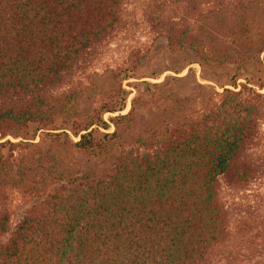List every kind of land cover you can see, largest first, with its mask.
<instances>
[{"label": "trees", "instance_id": "1", "mask_svg": "<svg viewBox=\"0 0 264 264\" xmlns=\"http://www.w3.org/2000/svg\"><path fill=\"white\" fill-rule=\"evenodd\" d=\"M181 1L183 14L158 13L151 26L171 51L191 50L203 77H224L223 90L196 81L182 92L189 73L146 83L150 98L128 83L136 93L123 113L129 70H113L104 90L75 79L121 23L124 0H0V135L43 130L49 145L36 159H2L17 144L0 142V264H225L214 257L230 236L221 180L242 185L261 168L248 150L264 104L251 86L264 88V18L258 1L239 0L227 28L211 30L201 13L194 29L200 5L222 0ZM160 105L139 123V109ZM77 154L92 157L81 175L63 161ZM8 185L44 195L13 228Z\"/></svg>", "mask_w": 264, "mask_h": 264}, {"label": "rangeland", "instance_id": "2", "mask_svg": "<svg viewBox=\"0 0 264 264\" xmlns=\"http://www.w3.org/2000/svg\"><path fill=\"white\" fill-rule=\"evenodd\" d=\"M248 1V0H242ZM253 11L257 17L264 18V0H253ZM239 0H222L220 3H205L200 8L194 19L190 20V25L194 29L202 22V16L207 22H214L211 30L220 32L227 28L236 18L240 16L242 10L239 7ZM187 10L185 4L180 0H124L122 6V20L116 29L109 35L99 46L95 59L87 67L85 73L79 74L75 83H93L100 89L110 87L111 72L126 68L129 70L131 78L123 81V85L131 91L128 98L127 108L123 113H127L131 106V99L134 97L136 90L128 83L139 85L142 96L150 98L154 89L150 92L145 90L149 85L146 83L161 82L167 75L184 76L189 73V79L180 83L181 91H196V81L204 85H212L217 91H222L224 87V77L214 75L209 71V78L203 77L201 66L196 62L199 58L191 50L171 51L167 45V39L164 34L157 32L151 26L150 17L163 13L166 19H177L176 16L183 14ZM216 12L217 14H213ZM212 13V14H210ZM202 18V19H201ZM220 19H223L222 22ZM264 53L261 54L263 58ZM137 68V69H136ZM191 69V71L189 70ZM232 72L231 69L228 68ZM219 71L224 72L222 68ZM156 76H153L155 75ZM215 79H220L217 83ZM238 82L245 83L246 79L240 78ZM264 93V88L259 89ZM227 88H234L227 84ZM95 105V103H94ZM169 103H166V106ZM161 107H145L138 110L139 123L145 125L158 119ZM117 113H106L105 118H109ZM37 125L33 124L30 133ZM113 126L111 130H113ZM40 130L35 137L28 136L26 132H20L17 135L6 134L0 135V142L11 141L17 144L12 149H7L1 153L2 159L11 158L14 151L15 157L22 158L29 156L36 159L41 152L48 148V141L43 140V134ZM48 132H54L47 130ZM75 138V137H74ZM77 140V138H75ZM32 143H35L32 145ZM248 156L254 162L261 165L255 178L242 185L229 184L221 180L220 196L228 212L230 236L224 244H220L215 249L214 257H224L223 263L232 261L233 264H264V104L260 116V129L254 143L249 147ZM87 155H70L63 156L64 164L72 174L81 175L91 163ZM102 164L100 168H103ZM99 168V169H100ZM69 173V174H71ZM36 181L43 180L42 175H35ZM38 188V187H36ZM47 192L54 187H46ZM8 195L7 205L12 217V228L18 223L31 206L38 205L43 199L42 194L38 195L30 191L28 187L6 186L4 188Z\"/></svg>", "mask_w": 264, "mask_h": 264}]
</instances>
